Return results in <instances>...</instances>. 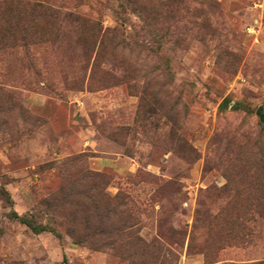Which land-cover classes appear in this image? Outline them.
Wrapping results in <instances>:
<instances>
[{
  "label": "rangeland",
  "instance_id": "rangeland-1",
  "mask_svg": "<svg viewBox=\"0 0 264 264\" xmlns=\"http://www.w3.org/2000/svg\"><path fill=\"white\" fill-rule=\"evenodd\" d=\"M18 1L0 264H263L264 0H32L78 21Z\"/></svg>",
  "mask_w": 264,
  "mask_h": 264
},
{
  "label": "trees",
  "instance_id": "trees-1",
  "mask_svg": "<svg viewBox=\"0 0 264 264\" xmlns=\"http://www.w3.org/2000/svg\"><path fill=\"white\" fill-rule=\"evenodd\" d=\"M125 1H127V3L129 5L134 7V8H132V11H134V13H135V11L141 12L142 8L138 7L139 6L138 0H125ZM17 4H25L26 6H30V8L33 11H40L42 13L44 12L45 14H47L49 17H51L55 21L70 20V19H74V20L78 21V19H80V16H76L73 13H64L62 11L63 7H64L63 4H61V6H58L55 4L51 5V3L48 4L46 2L45 3H33L32 0H19ZM137 13H139V12H137ZM116 30L120 32V29H116ZM0 196L8 202L12 201L11 196L6 189L0 188ZM12 215L16 220H18L22 224L28 226L35 233H43V232H54L55 233L54 229H50L47 226L40 225V224L34 222L32 219H28L24 216L19 215L17 212H13Z\"/></svg>",
  "mask_w": 264,
  "mask_h": 264
}]
</instances>
